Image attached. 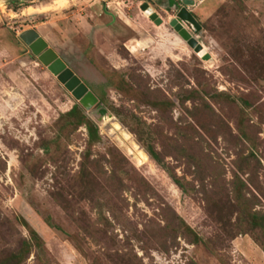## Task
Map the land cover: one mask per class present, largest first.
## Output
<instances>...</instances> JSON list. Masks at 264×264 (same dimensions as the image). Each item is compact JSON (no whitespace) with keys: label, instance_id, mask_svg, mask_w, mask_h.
Returning a JSON list of instances; mask_svg holds the SVG:
<instances>
[{"label":"rangeland","instance_id":"374dc122","mask_svg":"<svg viewBox=\"0 0 264 264\" xmlns=\"http://www.w3.org/2000/svg\"><path fill=\"white\" fill-rule=\"evenodd\" d=\"M182 6L0 0V264H264V0Z\"/></svg>","mask_w":264,"mask_h":264},{"label":"water","instance_id":"95a60500","mask_svg":"<svg viewBox=\"0 0 264 264\" xmlns=\"http://www.w3.org/2000/svg\"><path fill=\"white\" fill-rule=\"evenodd\" d=\"M15 1V0H8ZM183 6L177 13V19H173L170 22V26L176 31V33L199 55H204L205 51L192 38V36L183 28L181 22L191 23L196 30L199 29L194 17L186 10V5H193L195 0H181ZM140 10L146 15L150 21L156 26L163 24L161 18L158 17L154 9L148 4L143 3L140 5ZM19 39L26 45L31 53L37 57L39 63L48 68V70L54 75L60 84L71 93V95L79 102V104L85 109L89 110L93 106L98 104L96 96L89 91L86 85L67 67L64 61L51 49L44 39L35 30H26L19 35ZM208 58V55L204 56V59ZM100 115H105L106 110L100 108Z\"/></svg>","mask_w":264,"mask_h":264},{"label":"trees","instance_id":"16d2710c","mask_svg":"<svg viewBox=\"0 0 264 264\" xmlns=\"http://www.w3.org/2000/svg\"><path fill=\"white\" fill-rule=\"evenodd\" d=\"M76 110V108H73L69 113H68V115H70V114H73V112Z\"/></svg>","mask_w":264,"mask_h":264},{"label":"crops","instance_id":"0c3cea01","mask_svg":"<svg viewBox=\"0 0 264 264\" xmlns=\"http://www.w3.org/2000/svg\"><path fill=\"white\" fill-rule=\"evenodd\" d=\"M142 2L144 1V0H141ZM146 1H148L149 3H150V1L153 3V2H155L156 0H146Z\"/></svg>","mask_w":264,"mask_h":264},{"label":"bare ground","instance_id":"6f19581e","mask_svg":"<svg viewBox=\"0 0 264 264\" xmlns=\"http://www.w3.org/2000/svg\"><path fill=\"white\" fill-rule=\"evenodd\" d=\"M56 2L64 1V0H55Z\"/></svg>","mask_w":264,"mask_h":264},{"label":"flooded vegetation","instance_id":"af4514ba","mask_svg":"<svg viewBox=\"0 0 264 264\" xmlns=\"http://www.w3.org/2000/svg\"><path fill=\"white\" fill-rule=\"evenodd\" d=\"M19 1H21V0H19Z\"/></svg>","mask_w":264,"mask_h":264}]
</instances>
